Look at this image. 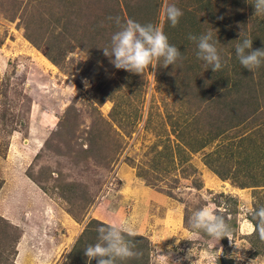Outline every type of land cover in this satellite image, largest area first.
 I'll return each mask as SVG.
<instances>
[{"label": "rangeland", "instance_id": "obj_1", "mask_svg": "<svg viewBox=\"0 0 264 264\" xmlns=\"http://www.w3.org/2000/svg\"><path fill=\"white\" fill-rule=\"evenodd\" d=\"M177 1L192 11L198 5ZM169 2L162 0L153 20L162 30ZM202 2L206 7L194 14L198 36H217L222 65L229 62L221 75L206 68L191 39L193 55L184 64L180 58L160 66L161 59L142 73L117 69L104 54L106 39L92 45L84 36L83 19L58 35L48 19L53 0H0V264H42L41 253L52 254L49 264H89L84 249L98 241L97 227L120 220L134 227L127 239L136 254L116 264H264V241L251 234L249 210L264 205V185L238 186L252 173L264 184V63L248 70L235 55L244 37L254 49L264 47V14H257L255 0ZM24 25L35 38L45 32L57 65L45 56V44L28 40ZM233 65L245 72L235 75ZM230 78L239 84H224ZM199 97L215 102L193 121L199 137L234 116H250L225 133L231 137L219 152L218 138L195 152L185 143L194 133L187 112ZM186 117L188 126L178 132ZM211 153L222 156L215 169L228 178L205 164ZM206 206L224 217L243 247L191 228L195 211Z\"/></svg>", "mask_w": 264, "mask_h": 264}, {"label": "clouds", "instance_id": "obj_2", "mask_svg": "<svg viewBox=\"0 0 264 264\" xmlns=\"http://www.w3.org/2000/svg\"><path fill=\"white\" fill-rule=\"evenodd\" d=\"M253 7L257 14H264V0H255ZM182 15L183 11L177 6L175 0L166 3L164 16L172 26L179 22ZM110 19H114L115 23L119 25V29L111 36L110 48H103V51L115 68L142 73L146 67L155 68L156 62L160 61L161 58L162 64L160 66L165 67L174 65L181 58V51L175 44L169 42V38L162 28L152 23L142 24L131 18L123 23L119 17ZM189 39L196 41V55L208 66L206 68L210 67L216 71L222 67V56L217 48L219 42L217 36L208 31L199 36L190 34ZM252 41L251 38L244 37L235 46V55L239 63L248 70L257 68L264 63V47L254 49ZM249 210L257 219L260 225V234L264 237V206ZM191 228L202 229L218 241L222 237H228L230 243L238 248L243 247L232 240L230 226L213 206L196 210L191 220ZM96 230L98 241L84 249L89 264L93 258L96 259V264H116V258L123 259L136 254L133 251L132 240L127 239L136 233L134 227L127 220H120L109 225H99ZM248 230L251 231L252 227L249 226ZM187 255L192 256L194 254L188 250ZM41 256L43 257L42 264H49V261L52 260L51 253H41ZM175 262L180 264V261Z\"/></svg>", "mask_w": 264, "mask_h": 264}, {"label": "trees", "instance_id": "obj_3", "mask_svg": "<svg viewBox=\"0 0 264 264\" xmlns=\"http://www.w3.org/2000/svg\"><path fill=\"white\" fill-rule=\"evenodd\" d=\"M152 1H153V6L151 3ZM53 2L55 3L51 4L52 5L51 12H48V19L51 23L49 22L48 23L52 25L51 27L59 28L61 32H59L58 35L64 34L63 32L65 30L71 31L72 29L76 28L77 26L74 22L75 19H83L82 23L86 26V29L89 30L86 34H84V36H90L89 43L92 45H95V44H98V42L99 43L106 42L107 46L105 47L110 48L111 36L115 31L119 29V25L115 23L114 19H110V18L119 17L121 23L131 18L136 21H139L142 24L143 23L154 24L153 20H154V17L157 15L158 6H160V3L162 2V0H98V1L97 0H53ZM177 2H180V0ZM98 4H100V8L102 10V11L100 10V12L96 11ZM180 4L181 3L177 4V6L182 9L183 15H185V17L183 19H179V22L174 27H170L171 24L165 19L166 23L164 24L163 31L167 35L168 30H170L169 32L170 36L168 35V38L171 44H175L176 42H179L182 45L184 44L186 51H184V53H181V58L183 59L182 62L184 64L185 61L190 60L193 55L190 51V39L187 38V35L192 34V35L198 36L200 28H201V24L199 23L198 18H196V16L194 15L195 11L197 8L204 9L206 7V2L203 3L202 0L201 2L198 0V5L195 7V10L193 11L186 8V6L185 7L180 6ZM82 8H84V10ZM79 11H82V12L79 13ZM143 12L145 15H143L142 17L140 13H143ZM149 12H151L152 14H150ZM183 15L180 18H182ZM28 28H30L29 25L27 26L24 25V32L26 33L25 36L28 38V40H30L36 46L40 44H45L44 46L45 47L47 46V49L45 50V53H44L45 56L47 57L48 60H50V62L57 65L58 60L54 58V56L51 53V47H50L51 41L49 37L45 38L44 37L45 32H40L39 37L35 38L32 36L33 34H29L27 32ZM181 36L183 38H181ZM40 37H43V39H41ZM103 39H106V41L103 42ZM82 42H75V43L77 45H80V47L84 48V50H86V52L88 53V56L92 58V60L96 58L93 56L94 54L93 52L91 53L85 46H83L84 44ZM228 64L229 62L224 63V65H222V67L219 70H216L215 73L218 75H221L222 72L226 71L227 68L229 67ZM187 67L192 68L193 67L192 63L191 64L187 63ZM197 67L203 68L200 65ZM229 71L234 72L235 75H240L245 72L244 70H239L238 66H235V65H233L231 67V70ZM237 78H230V80L226 79L224 84H231V83L239 84L240 79L237 80ZM173 85L174 83L170 86V88L173 87ZM210 98L211 97H199L198 104L195 105V107L191 111L187 112L188 113L187 116L191 114L192 121H191L190 127L192 128V132L194 133L192 134L191 137H189L188 140L187 139L185 140V143L187 147L189 148V150L192 152L198 151L200 148L205 147L206 145H208L210 142H213L217 138L219 139L220 142H218V144L215 146L214 149L215 151L219 152L220 149H217V148L221 147V141L225 138L230 139L231 137V136L228 137L225 133L228 132L229 130L231 131L232 128L235 129L236 131V129H238V127L241 124H243V122H245L248 117H250V116H247V118L245 117L242 120L243 116H240V117L234 116L233 117L235 119L234 122L232 121L229 125L224 126V127H220L221 125H218V126H214L212 129L209 128L203 134L202 137H199L198 136L199 129L194 127L193 121L199 120L201 116L207 114V111L213 108V104L215 102L213 104L209 103L208 100ZM100 102H102V100L99 101V104ZM202 104L203 105L206 104L207 107L205 108L203 106L202 108H200ZM179 122H180V126H179L178 132H181L183 131V129H185L188 126L187 117L185 119L180 120ZM231 135L232 137H234V133H231ZM249 138L250 136H247V137L243 136L242 141L243 139L245 140ZM204 157H207V159L205 160V164L217 176H219L220 178H228L227 174H225L224 172L220 170L215 169L216 166L221 164V160H223L221 155L211 153L209 155L206 154ZM243 179L244 180L239 182L240 184L238 185L241 188L247 187V186L256 187V186L264 185V184L259 183L261 180V177L254 176L253 173L246 176ZM261 191H258L256 193L259 195ZM254 206L255 208H259L264 205L263 204L256 205V203H254ZM251 221L254 226V230L251 232V234L256 235L258 238H260V240L264 241V237H262L261 235L259 236L257 234L258 231H260V225L257 219L253 218L251 219ZM87 230L88 229L86 228L83 233H87ZM80 241L81 239H78L76 243L77 246L80 245ZM252 245L254 244L252 243ZM225 262L226 261L224 260H221V261L219 260L218 264H233L232 260H228L226 263Z\"/></svg>", "mask_w": 264, "mask_h": 264}, {"label": "bare ground", "instance_id": "obj_4", "mask_svg": "<svg viewBox=\"0 0 264 264\" xmlns=\"http://www.w3.org/2000/svg\"><path fill=\"white\" fill-rule=\"evenodd\" d=\"M21 255H19V257H20Z\"/></svg>", "mask_w": 264, "mask_h": 264}]
</instances>
